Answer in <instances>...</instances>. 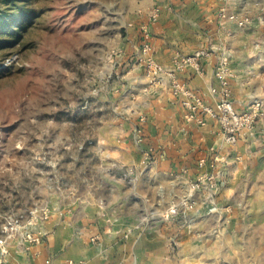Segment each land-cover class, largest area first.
I'll return each instance as SVG.
<instances>
[{
    "label": "crops",
    "instance_id": "obj_1",
    "mask_svg": "<svg viewBox=\"0 0 264 264\" xmlns=\"http://www.w3.org/2000/svg\"><path fill=\"white\" fill-rule=\"evenodd\" d=\"M223 5L228 12L247 18L248 25L242 28L221 20ZM260 19H264V0H144L115 56L108 58L115 69L107 76L112 99L103 104V133L93 147L102 152H93L89 159L115 162L121 168L116 175L123 179L98 171L94 176L101 179L102 187L95 184L87 190L88 201L61 204L47 222V235L40 245L30 250L11 246L0 264H173L176 256L189 261V231L172 226L177 216L161 214L178 205L189 194L190 183L207 171H224L227 185L220 198L230 199L237 189L236 171L245 166L237 159L252 165L259 161L264 156V136L259 141L241 136L235 145H228L216 120L199 125L189 118L181 99L171 91V81L184 82L214 104L211 87L219 86L214 77L219 53L204 57L200 70L187 57L196 50L222 45L238 61L235 70L239 72L243 59L239 62L236 57L256 48L250 35L255 36L256 25L264 29ZM146 42L151 46L146 54L173 73L161 84L150 82L145 59L133 60ZM260 46L264 50V39ZM241 75L240 71L238 79L231 80L239 111L245 110L252 97L237 81ZM259 123L264 127V118ZM203 158L206 162L200 165ZM253 192L254 197L263 193L255 187ZM236 239L235 233L227 238L229 251ZM204 251L222 256L210 244Z\"/></svg>",
    "mask_w": 264,
    "mask_h": 264
},
{
    "label": "rangeland",
    "instance_id": "obj_2",
    "mask_svg": "<svg viewBox=\"0 0 264 264\" xmlns=\"http://www.w3.org/2000/svg\"><path fill=\"white\" fill-rule=\"evenodd\" d=\"M143 1L0 0V229L8 216L40 204L52 205L53 217L61 204L88 201L86 191L102 187L98 171L123 179L115 162L89 159L102 152L93 147L103 133V104L112 99L107 76L115 69L108 58ZM262 28L250 35L256 48L236 57L243 61L234 78L241 71L237 81L252 95L248 104H264ZM263 136L261 124L256 141ZM240 159L237 189L220 198L217 212L172 215L178 217L172 226L187 229L192 245L189 261L176 256L173 264H264V156L253 165ZM253 187L263 193L254 197ZM209 244L222 256L208 255Z\"/></svg>",
    "mask_w": 264,
    "mask_h": 264
},
{
    "label": "built area",
    "instance_id": "obj_3",
    "mask_svg": "<svg viewBox=\"0 0 264 264\" xmlns=\"http://www.w3.org/2000/svg\"><path fill=\"white\" fill-rule=\"evenodd\" d=\"M219 17L221 20L236 22L242 28L248 25L247 18H241L237 13L228 12L225 5L220 7ZM150 49V44L146 42L142 49L143 55L142 53L136 54L133 60L141 62L145 59L150 82L161 84L167 76H173V73L146 54ZM214 52L219 53L218 64L214 71V77L218 80L219 86L211 87V92L216 98L214 104L207 103L187 84L175 78L171 81V91L174 96L181 99L189 118L199 125H206L210 119L216 120L220 125L223 140L228 145H235L240 137L246 134L257 140L260 128L259 118L264 112V104L259 99H253L245 110H237L231 89V80L235 76V61L232 54L224 46L216 45L209 49L196 50L187 57L186 61L195 64L200 70L201 60ZM150 158L151 154H148L147 161ZM215 159L218 160V156ZM205 162V158L201 159L200 165H204ZM223 173L221 169L218 173L207 171L200 174L190 183L189 194L183 197L178 205L170 207L163 217L183 216L190 209H195L197 216L217 212L220 207V197L227 185V180L222 177ZM56 204L54 207L59 209ZM52 212V205L44 203L38 205L36 209H31L29 214L20 213L8 216L0 229V263L10 253L11 246L30 250L32 246L40 245L47 235L46 224L52 218Z\"/></svg>",
    "mask_w": 264,
    "mask_h": 264
}]
</instances>
